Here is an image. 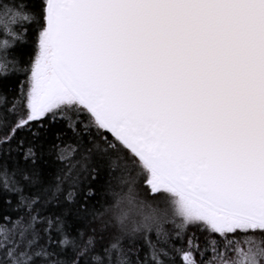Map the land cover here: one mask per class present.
Returning a JSON list of instances; mask_svg holds the SVG:
<instances>
[{"label": "snow or ice", "instance_id": "obj_1", "mask_svg": "<svg viewBox=\"0 0 264 264\" xmlns=\"http://www.w3.org/2000/svg\"><path fill=\"white\" fill-rule=\"evenodd\" d=\"M0 9L11 37L0 48L20 38L17 22L40 25L25 113L0 138V197L15 195L24 212L0 217V264H175L177 255L181 264H264V241L255 239L264 235V0H43L39 20L23 5ZM9 63L0 60V77ZM57 118L73 131L95 129L84 161L95 151L126 174L117 231L99 249L95 236L77 243L63 213L41 211L45 196L72 203L74 192L58 183L33 193L38 172L4 159L17 132ZM17 147L25 164L36 163L33 143ZM69 151L76 149L60 147L59 158ZM137 183L166 197L174 239L155 212L131 220ZM189 227L207 233L203 247L195 233L184 241ZM153 228L161 247L147 235L138 250L125 247L126 237ZM240 234L246 247L229 239Z\"/></svg>", "mask_w": 264, "mask_h": 264}, {"label": "trees", "instance_id": "obj_2", "mask_svg": "<svg viewBox=\"0 0 264 264\" xmlns=\"http://www.w3.org/2000/svg\"><path fill=\"white\" fill-rule=\"evenodd\" d=\"M0 5H7L14 10H20V6H24L25 12L36 14V19H40L42 12L43 0H0ZM2 12V9H0ZM20 37L11 42L10 47L0 48V60L5 56L8 64L7 75L0 77V116L6 117L0 124V138L9 134V128L12 122L25 113L23 95L27 92V82L29 73L28 68L31 67V62L36 55L37 37L39 35V23L31 21H19L11 26ZM4 39L11 40V37L4 34L3 25L0 24V43ZM4 69H0V72ZM13 109L15 114H13ZM83 119V118H82ZM86 119L83 124H87ZM33 132H38L39 136L32 135ZM95 129L87 130L83 125L73 131L67 126L63 119L57 118L55 121H44V126L33 124L31 131L25 129L16 133L10 145L6 148H11V155L5 154L4 159L8 161L9 166L15 165L19 161V167L27 168L29 171L35 170L39 174L40 182L31 187L33 193H44L45 189L54 188L56 184H60L64 193L72 191L75 193L72 203L65 202L64 194H59L56 199L49 200L47 196L41 200L43 208L41 211L45 215L53 213H63L66 230L76 238L77 243L86 241L89 236H95L97 249L101 244L108 242L112 234L117 231V223L115 219L116 210L115 204L118 199L127 193L128 184L126 183V174L119 168L110 171L108 165L99 159L98 154L93 151L87 161L83 160L85 147H91L87 143L93 138ZM111 140V136L108 137ZM24 140L25 143H33L37 157L35 164H25L22 156L19 155L18 142ZM70 146L75 148L73 153L69 151L65 153L69 159L59 158V148L62 146ZM69 173L71 177L69 178ZM134 174V173H133ZM136 189L148 194L142 183H137ZM6 201H11L8 203ZM87 204L89 211L87 213L79 211L82 205ZM39 207V205H38ZM23 211L17 207V197L11 194H5L0 197V217H11L16 219L22 216ZM2 222V221H0ZM155 229V228H154ZM163 233L169 237H175V227L163 226ZM83 234L82 240L79 234ZM195 233L200 237V244L203 247V241L207 233L202 232L197 227H189L184 234V241H187L189 235ZM103 235V239H101ZM147 235L153 244L161 247L157 243L156 230L149 233H136L131 237H126L127 243L125 247H133L138 250L143 244V236ZM242 240H241V238ZM242 234L234 237H229L235 241H243ZM163 239V236H161ZM255 239L264 241V235L257 232ZM172 239L169 240V244ZM223 243L220 251H224ZM176 247H186L180 241H175ZM147 248H145V254ZM214 254L209 251L203 257L204 260H211ZM229 256V253L227 254ZM197 259H201L197 254ZM175 264H181L179 256H176Z\"/></svg>", "mask_w": 264, "mask_h": 264}, {"label": "rangeland", "instance_id": "obj_3", "mask_svg": "<svg viewBox=\"0 0 264 264\" xmlns=\"http://www.w3.org/2000/svg\"><path fill=\"white\" fill-rule=\"evenodd\" d=\"M127 192H128V188H127ZM135 196H136L137 207H136V211L131 216V220H135L136 222H140L143 219V216L138 214V213L142 212L144 214H150V213L155 212V214L158 217H160V219H161V227L162 228H163V226L164 227L165 226L175 227V224L171 222L172 221L171 207H170L166 197H164L162 195L161 196H153L150 194H145V193H143V191H140L139 189H136ZM141 202H143V203H141ZM115 206H116V204H115ZM122 207H128L126 201L123 202ZM115 210L117 211L116 207H115ZM176 223H179V221L177 220ZM129 226L131 227V224H129ZM152 230H156V229L153 228ZM244 239H245V237L243 238V241H244ZM241 240H242V238H241ZM243 241H241V246L246 247V245L243 244ZM228 253H229V257L234 256V252L228 251Z\"/></svg>", "mask_w": 264, "mask_h": 264}]
</instances>
